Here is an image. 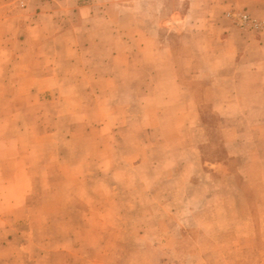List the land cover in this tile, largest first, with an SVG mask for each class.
<instances>
[{
	"label": "crops",
	"instance_id": "0c3cea01",
	"mask_svg": "<svg viewBox=\"0 0 264 264\" xmlns=\"http://www.w3.org/2000/svg\"><path fill=\"white\" fill-rule=\"evenodd\" d=\"M211 1L264 21V0H0V264H69V226L126 223L139 174H189L162 149L185 142L198 95L227 122L264 114V31L212 23Z\"/></svg>",
	"mask_w": 264,
	"mask_h": 264
},
{
	"label": "rangeland",
	"instance_id": "374dc122",
	"mask_svg": "<svg viewBox=\"0 0 264 264\" xmlns=\"http://www.w3.org/2000/svg\"><path fill=\"white\" fill-rule=\"evenodd\" d=\"M192 1L201 2L187 3ZM210 3L213 8L206 18L212 23H228L246 33L264 31V21L246 10ZM229 13L249 15L262 30L241 29ZM190 47L187 43V53ZM205 85L192 83L193 89L199 88L197 94L205 91ZM197 100L201 107L197 112L193 107V129L180 136L185 142L162 149L167 153L164 166L171 163L172 153L189 174L165 176L159 170L152 178L139 174L135 183L141 189L155 187L154 204L146 206L141 189L130 195L119 193L125 208L117 213L126 223L69 226L76 231V251L69 264H207L206 257L224 264H264V126H254L264 121V114L247 109L227 122L215 113L208 95H198ZM227 137L241 142L227 144ZM132 146L141 147L138 142ZM68 195L78 197L76 192ZM129 202L137 207H128ZM33 227L30 221L25 223V241ZM113 231L119 239H114ZM194 252L202 255L197 262L190 259Z\"/></svg>",
	"mask_w": 264,
	"mask_h": 264
},
{
	"label": "built area",
	"instance_id": "2783aa9c",
	"mask_svg": "<svg viewBox=\"0 0 264 264\" xmlns=\"http://www.w3.org/2000/svg\"><path fill=\"white\" fill-rule=\"evenodd\" d=\"M228 17L241 29L253 32H260L262 30V24L247 14L229 13Z\"/></svg>",
	"mask_w": 264,
	"mask_h": 264
}]
</instances>
